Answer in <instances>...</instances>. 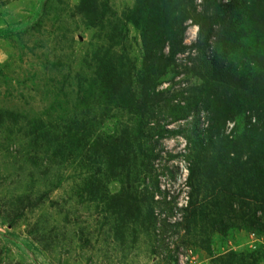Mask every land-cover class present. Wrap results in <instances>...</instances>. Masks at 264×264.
Here are the masks:
<instances>
[{
    "label": "rangeland",
    "instance_id": "374dc122",
    "mask_svg": "<svg viewBox=\"0 0 264 264\" xmlns=\"http://www.w3.org/2000/svg\"><path fill=\"white\" fill-rule=\"evenodd\" d=\"M254 8L0 0V264H264V163L236 184L213 144L260 109ZM147 30L164 60L146 57ZM217 58L221 76L205 65Z\"/></svg>",
    "mask_w": 264,
    "mask_h": 264
},
{
    "label": "trees",
    "instance_id": "16d2710c",
    "mask_svg": "<svg viewBox=\"0 0 264 264\" xmlns=\"http://www.w3.org/2000/svg\"><path fill=\"white\" fill-rule=\"evenodd\" d=\"M253 5L257 6V9L254 8V11L257 12L259 11V13H256L255 18H262L264 17V0H251ZM251 3V2H250ZM245 6V3L242 2L240 7ZM249 9V7L245 6V10L247 11ZM261 9V10H260ZM185 18V17H184ZM264 19V18H263ZM157 27V26H156ZM154 29V28H153ZM185 29V25L181 26L179 28V42L176 44L173 42H171L170 44V54L167 55V58L172 59L174 57L175 54H177L179 51H181V42H182V38H183V30ZM204 29L201 28V32ZM206 39L208 38L209 34L208 31H206ZM144 35L146 36L145 38H143V42H144V47H145V52H146V57L148 58H152V60L155 59H165L166 57L163 56H155L154 53L158 52L160 53L163 46H164V42L161 41L159 42V44L154 45V40L153 36L151 35V38L149 37V31L147 30V33H145L144 31ZM152 40V41H151ZM202 44V43H200ZM231 48V46H230ZM230 53V51H229ZM226 55V53H225ZM214 62H216V64L212 65V68H210V65L212 64V62H208L206 63V68L208 70V72H211L213 74H215V76H221L223 73H225L226 71L224 70V68H226L223 64V61L221 59H216ZM165 66V65H164ZM212 78V75H208ZM236 86H233L231 90H235ZM253 93V96H252ZM247 97L249 98V100H254L253 104L250 108L248 109H253V106L255 103L258 104L259 106V110L256 111V117H249V126H246L247 130H243L240 135L236 134L234 136V138L232 140H220L221 138H225L224 136H220L219 141H221V143L218 140H214L213 144L215 145H224V148H214V150L217 151L218 155L217 156H222L225 155V162L227 164L230 163H234L236 165L237 163V167L234 168V173L230 175L229 178H231V180H234L237 184V182H240V180H247V179H251L253 176H250V170L252 168H254V164L258 163L259 161H262L264 163V73L258 77L254 83H253V91L249 90L248 91V95ZM251 119H255L254 122L251 121ZM222 135V133H221ZM258 142V143H255ZM242 154L247 155L244 159H241ZM213 171L216 170V165H214L212 168H210ZM255 170V169H254ZM261 175L259 174V180L257 182V187L256 190L257 192L254 193V200L256 204H260L261 201H259L260 199L257 197V195L259 194V196L264 197V168L263 170L260 172ZM194 170L193 168H190L189 170V175H188V179L190 181V184H192V186H194V184L192 183V180L194 178ZM209 176V175H208ZM257 198V200H255ZM259 199V200H258ZM188 202L185 206V211H189L192 210L189 214L194 217L195 214V210L197 208L195 207H191L192 201L188 198L187 199ZM258 208V206H256ZM257 210V209H256ZM255 210V211H256ZM229 208L227 210H224V207L222 208V212L219 214L220 218L218 220V225H220V227L218 226V229L221 231L223 230V217L224 215H228L229 212ZM233 211H237V209L235 208V210ZM223 214V216H222ZM209 215V214H208ZM210 216V215H209ZM222 216V217H221ZM217 219V218H216ZM258 222V221H257Z\"/></svg>",
    "mask_w": 264,
    "mask_h": 264
}]
</instances>
